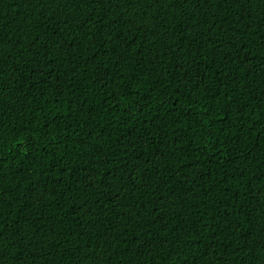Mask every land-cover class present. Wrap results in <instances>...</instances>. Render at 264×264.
Segmentation results:
<instances>
[{
	"label": "trees",
	"instance_id": "1",
	"mask_svg": "<svg viewBox=\"0 0 264 264\" xmlns=\"http://www.w3.org/2000/svg\"><path fill=\"white\" fill-rule=\"evenodd\" d=\"M0 264H264V0H0Z\"/></svg>",
	"mask_w": 264,
	"mask_h": 264
}]
</instances>
